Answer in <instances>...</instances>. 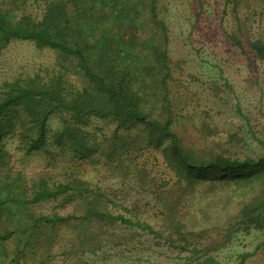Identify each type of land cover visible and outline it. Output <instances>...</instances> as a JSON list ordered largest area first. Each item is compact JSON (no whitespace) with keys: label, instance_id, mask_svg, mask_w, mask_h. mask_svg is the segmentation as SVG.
<instances>
[{"label":"trees","instance_id":"trees-1","mask_svg":"<svg viewBox=\"0 0 264 264\" xmlns=\"http://www.w3.org/2000/svg\"><path fill=\"white\" fill-rule=\"evenodd\" d=\"M198 1L197 19L204 15L206 4ZM160 2L0 0V51L14 40L32 41L38 47L75 57L87 78L83 89L69 82L63 71L0 85V159L5 157L2 147L9 135L20 139L28 155L45 152L59 156L66 164L67 157L71 158L59 179L44 175L26 189L19 176L11 170L3 172L0 166V192L10 187L23 190L19 196L0 198L2 264H47L42 257L52 258L48 252L55 250L73 256L77 251L103 247L111 240L114 244L123 240L127 243V235L116 232L124 225L165 236L181 249L193 245L196 253L204 251L197 244L202 242L196 233L181 230L182 222L177 225L180 234L176 235L109 209L114 201L96 179L110 172V161L115 162L112 168L116 170H132V154L152 149L163 155L176 183L190 190L194 200L207 206L231 205L237 213L233 226L245 233L264 232V153L239 158L228 155L227 150L187 146L174 127L181 117L177 101L169 98L170 82L183 61L171 58V28L162 16L166 9ZM32 3L43 6L42 17L28 11ZM120 6L133 15L134 24L141 19L149 24L151 35L142 38L137 32L127 33ZM260 10L264 12V0L226 1L224 17H230L232 23L228 35L236 46L245 48L243 38L250 16ZM114 25L123 32L113 34ZM249 46L264 61V38L251 40ZM237 111L243 114L240 106ZM54 117L59 119L56 127L51 125ZM94 119L116 125L113 135L99 141L89 130ZM120 131L127 132V136ZM131 131L135 133L131 135ZM260 144L264 149V142ZM102 157L106 158L104 166ZM46 202L55 203L52 214L32 216L30 222L27 220L30 225L17 219L19 205L34 207ZM180 202L173 204L178 206ZM31 226L42 233L43 243L31 247L26 242L21 246ZM245 256L238 264H244ZM215 262L207 258L198 264Z\"/></svg>","mask_w":264,"mask_h":264},{"label":"rangeland","instance_id":"rangeland-1","mask_svg":"<svg viewBox=\"0 0 264 264\" xmlns=\"http://www.w3.org/2000/svg\"><path fill=\"white\" fill-rule=\"evenodd\" d=\"M160 1L166 9L162 16L171 28V58L183 61L176 67L175 79L170 82L169 98L177 101L181 118L174 127L184 144L200 145L217 152L227 150L228 155L239 158L262 155L264 61L251 51L249 42L264 38V12L260 10L250 16L243 38L245 48H240L228 35L232 23L230 17H224L227 0H204L205 13L199 19L198 0ZM43 9L42 5L28 7L29 12L39 17H42ZM121 12L125 14L127 33L137 32L142 38L151 35L152 29L143 19L134 24L133 15L128 10L123 8ZM196 20L199 24H195ZM111 31L113 34L123 32L117 25L112 26ZM101 33H104L102 29ZM59 71H63L69 82L80 89L87 84L78 60L54 49L38 47L32 41L14 40L0 51V85L18 78H34L38 74L49 77ZM238 106L243 114L237 111ZM58 124L59 119L54 117L51 125L56 127ZM115 128L114 124L94 119L89 130L103 141L113 135ZM120 133L127 136V132ZM134 133L130 132L131 135ZM19 140L12 135L5 138L2 148L6 154L0 159L3 172L11 170L19 176L24 189L44 175L59 179L70 157H67L66 164L59 156L55 158L45 152L28 155ZM93 157H99V154ZM132 158L135 160L132 170H116L112 168L115 162L110 161V172L96 179L99 187L114 201L109 209L117 215L141 220L157 230H168L176 235L180 234L177 225L182 222L181 230L196 233L198 241L202 242L197 244L204 247V251L196 253L193 245L181 249L173 246L165 236L124 225L116 232L127 235V243L123 240V243L114 244L111 240L103 247L77 251L73 256L55 250L48 252L52 258L44 255L42 260L47 264H62L68 260L77 264H198L213 258L216 262L208 264H238L246 255L244 264H264V232L252 230L245 233L233 226L237 219L233 206H207L194 200L190 190L176 183L175 174L159 151H137ZM105 160L102 157L103 166ZM22 192L14 187L5 188L0 192V198L19 196ZM178 200H181L180 205L175 206L173 203ZM54 211L55 203L46 202L34 207L21 204L16 213L21 222H30L32 216ZM110 231L113 232V228ZM26 242L31 247L42 244V233L31 226L22 237L21 246ZM2 261L5 260L0 256V264Z\"/></svg>","mask_w":264,"mask_h":264}]
</instances>
